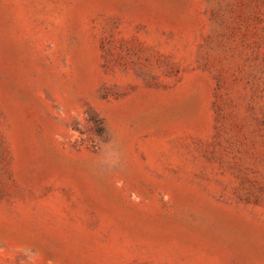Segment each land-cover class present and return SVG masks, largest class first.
<instances>
[{
  "label": "rangeland",
  "instance_id": "rangeland-1",
  "mask_svg": "<svg viewBox=\"0 0 264 264\" xmlns=\"http://www.w3.org/2000/svg\"><path fill=\"white\" fill-rule=\"evenodd\" d=\"M0 264H264V0H0Z\"/></svg>",
  "mask_w": 264,
  "mask_h": 264
},
{
  "label": "clouds",
  "instance_id": "clouds-1",
  "mask_svg": "<svg viewBox=\"0 0 264 264\" xmlns=\"http://www.w3.org/2000/svg\"><path fill=\"white\" fill-rule=\"evenodd\" d=\"M97 140L100 149V157L97 161L98 167L101 171L115 168L120 163L121 159V154L118 151V141L111 139L110 142L105 143L100 137H97Z\"/></svg>",
  "mask_w": 264,
  "mask_h": 264
},
{
  "label": "bare ground",
  "instance_id": "bare-ground-1",
  "mask_svg": "<svg viewBox=\"0 0 264 264\" xmlns=\"http://www.w3.org/2000/svg\"><path fill=\"white\" fill-rule=\"evenodd\" d=\"M187 106H189V105H187Z\"/></svg>",
  "mask_w": 264,
  "mask_h": 264
}]
</instances>
